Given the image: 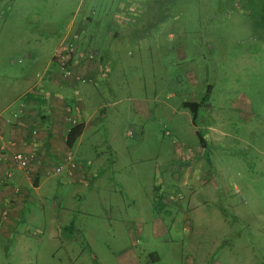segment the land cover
<instances>
[{
    "label": "rangeland",
    "instance_id": "obj_1",
    "mask_svg": "<svg viewBox=\"0 0 264 264\" xmlns=\"http://www.w3.org/2000/svg\"><path fill=\"white\" fill-rule=\"evenodd\" d=\"M94 16L129 29L113 41L125 39L121 64L84 141L122 169L125 191L110 206L91 194L89 216L87 201L60 200L76 211L77 242L34 237L26 260L148 264L149 252L154 264H264V0H0V111L15 108L22 72L37 77L17 59L25 37ZM202 99L193 121L183 104ZM154 221L168 232L153 238Z\"/></svg>",
    "mask_w": 264,
    "mask_h": 264
},
{
    "label": "crops",
    "instance_id": "obj_2",
    "mask_svg": "<svg viewBox=\"0 0 264 264\" xmlns=\"http://www.w3.org/2000/svg\"><path fill=\"white\" fill-rule=\"evenodd\" d=\"M138 2L124 0V6L132 7ZM114 20L112 18L108 26L106 19L103 20L104 29H101V21L98 18L95 20V16L85 19L86 22L80 27H86V34L78 43V49L92 51L96 57L73 67L71 78H64L57 63L52 61L69 29L59 26L53 34L30 33L25 37L28 39L23 44L27 47L26 54L17 59L23 61L25 66L35 67L38 73L36 79H26L27 71L22 72L19 77L22 82L17 84L22 93L14 101H17L15 108L8 110L7 107L0 111V149L5 155L0 165V264H30L31 260L26 258L32 252V239L40 235L50 241H62L64 234L68 240L77 242L73 231L78 229L69 217H73L76 211L68 206V201H87L82 213L89 216L93 211L88 203L91 194L100 199L102 205L109 202L110 206L108 199L125 191L121 180L122 169L114 162L109 164L102 152L89 153V147L84 142L88 135L94 133L91 131L92 119L104 115L103 104L97 102V96L100 97L102 87L111 86L115 70L121 64L118 59L119 45L125 39L119 38L118 43L113 41L119 35L125 36L118 30L124 32L126 27H117ZM120 22L127 26V18ZM79 76H83L87 82H77L76 77ZM76 91L77 96L74 94ZM74 105L81 109L80 125L83 131L74 146L68 149L65 144L71 114L68 108ZM135 108L142 111L141 103L136 102ZM109 149H112L111 145ZM17 152L35 155V161L27 171L14 165L12 157ZM67 154L77 165L71 177L67 175V166L60 173L54 172ZM114 182L119 184L115 185ZM156 188L154 184L151 193L159 197L154 195ZM49 197L53 199L51 202L48 201ZM66 198L68 201L59 205V201ZM32 204L36 205L34 209L39 210V216L34 209L28 208ZM3 212L5 216H2ZM41 216L44 220L42 224L38 223ZM132 223L140 224L139 220ZM80 226L83 229V225ZM150 226L153 238H159L169 230L161 221H154ZM135 229L142 236L144 226L137 225ZM12 254H16V258H10ZM147 259L146 262L154 264L155 253L148 252Z\"/></svg>",
    "mask_w": 264,
    "mask_h": 264
},
{
    "label": "built area",
    "instance_id": "obj_3",
    "mask_svg": "<svg viewBox=\"0 0 264 264\" xmlns=\"http://www.w3.org/2000/svg\"><path fill=\"white\" fill-rule=\"evenodd\" d=\"M85 34V30L82 27H79L78 30L73 32H68L62 43L60 44V49L56 57L52 58V61L57 63L59 66L60 73L64 78L73 77V67L78 66L81 62L85 60H94L95 54L92 51L84 52L78 49V43L81 41L82 36ZM76 81L81 84L86 83L87 81L82 77H76ZM75 96L78 95L76 91ZM68 112L71 113L68 119L69 131L74 126L80 124L81 109L78 105L71 106L68 108ZM5 155L0 149V165L4 162ZM13 163L16 168L27 171L28 168L34 163L35 155L33 153H23L17 152L12 157ZM68 167V176L71 177L73 172L77 170L76 162L73 161V158L70 154H67L63 162L59 164L55 169V173H60L65 167ZM53 172V173H54ZM5 212L2 213V216H5Z\"/></svg>",
    "mask_w": 264,
    "mask_h": 264
},
{
    "label": "trees",
    "instance_id": "obj_4",
    "mask_svg": "<svg viewBox=\"0 0 264 264\" xmlns=\"http://www.w3.org/2000/svg\"><path fill=\"white\" fill-rule=\"evenodd\" d=\"M82 25V24H81ZM81 25H79V27L81 26ZM79 27H78V29H79ZM82 28L85 30L86 29V27L85 26H82ZM78 29H76V30H78ZM85 34H86V30H85ZM84 34V35H85ZM83 35V36H84ZM82 36V37H83ZM204 102H205V99H202V101L201 102H188V103H184L183 104V107H185V108H187L190 112H191V114H192V119H193V121H195L196 120V117H197V114H198V111H199V109L201 108V106L204 104ZM82 131H83V126L82 125H80V124H78V125H76V126H74L73 128H71L70 129V131L68 132V134H67V138H66V142H65V144H66V147L68 148V149H71L73 146H74V144L76 143V140L80 137V135L82 134ZM73 161L75 162V160L73 159ZM156 199H155V202H160L161 203V206H163V204H162V199L160 198V197H155ZM159 203V204H160ZM160 213V212H159Z\"/></svg>",
    "mask_w": 264,
    "mask_h": 264
}]
</instances>
